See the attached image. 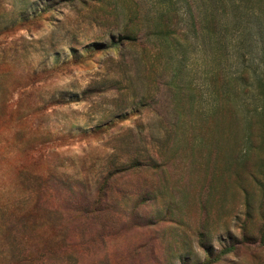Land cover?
<instances>
[{"label": "rangeland", "instance_id": "374dc122", "mask_svg": "<svg viewBox=\"0 0 264 264\" xmlns=\"http://www.w3.org/2000/svg\"><path fill=\"white\" fill-rule=\"evenodd\" d=\"M259 77L264 0H0V264H264Z\"/></svg>", "mask_w": 264, "mask_h": 264}, {"label": "trees", "instance_id": "16d2710c", "mask_svg": "<svg viewBox=\"0 0 264 264\" xmlns=\"http://www.w3.org/2000/svg\"><path fill=\"white\" fill-rule=\"evenodd\" d=\"M263 77V76H262ZM262 77H259L258 80H259V85L260 86H263L264 85V82L262 81ZM242 105H247L250 107V111H252L251 113L253 114H256V113H263L264 112V95H263V98H259L258 97V100H257V103H243Z\"/></svg>", "mask_w": 264, "mask_h": 264}]
</instances>
